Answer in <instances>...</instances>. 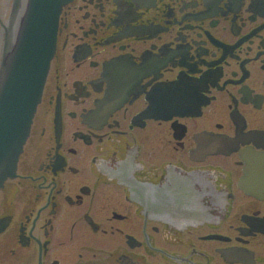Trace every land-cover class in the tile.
Wrapping results in <instances>:
<instances>
[{
  "label": "flooded vegetation",
  "instance_id": "1",
  "mask_svg": "<svg viewBox=\"0 0 264 264\" xmlns=\"http://www.w3.org/2000/svg\"><path fill=\"white\" fill-rule=\"evenodd\" d=\"M0 264H264V0H64Z\"/></svg>",
  "mask_w": 264,
  "mask_h": 264
},
{
  "label": "water",
  "instance_id": "2",
  "mask_svg": "<svg viewBox=\"0 0 264 264\" xmlns=\"http://www.w3.org/2000/svg\"><path fill=\"white\" fill-rule=\"evenodd\" d=\"M15 58L0 81V188L15 174L19 155L56 47L58 13L64 0H31Z\"/></svg>",
  "mask_w": 264,
  "mask_h": 264
}]
</instances>
